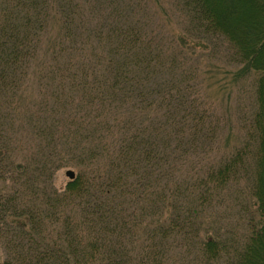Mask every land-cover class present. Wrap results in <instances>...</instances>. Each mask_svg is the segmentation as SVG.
Listing matches in <instances>:
<instances>
[{"label": "trees", "instance_id": "trees-1", "mask_svg": "<svg viewBox=\"0 0 264 264\" xmlns=\"http://www.w3.org/2000/svg\"><path fill=\"white\" fill-rule=\"evenodd\" d=\"M107 2L0 0V264H264V0H175L172 40ZM208 41L257 75L223 151Z\"/></svg>", "mask_w": 264, "mask_h": 264}, {"label": "rangeland", "instance_id": "rangeland-1", "mask_svg": "<svg viewBox=\"0 0 264 264\" xmlns=\"http://www.w3.org/2000/svg\"><path fill=\"white\" fill-rule=\"evenodd\" d=\"M75 1L83 7L82 9L85 11L84 18L86 20L89 18L94 23H98L103 16H107L108 9H111L107 0ZM115 1L117 2V0ZM97 3H99L98 6ZM121 3V5L128 4L127 6L130 8L133 7L134 16L137 20L144 23L149 22L152 26L151 28H157V30L160 27V30H162L160 32L161 35L166 39L170 38L172 40L176 37H185L188 39L190 36L188 34V22L182 16L175 0H122ZM57 30L58 26L56 25V28H53L50 32L51 35L54 36ZM208 42L198 47L200 53L204 56L201 59L202 67L206 68L208 74L205 83L206 88H208L207 98L214 103L217 114L223 119V137L221 138V150L223 151L224 148L228 149L241 140V127L247 122L253 107L254 100L251 85L254 83L253 81L257 75L256 73H251L248 78L241 79V82L236 80L234 75L237 73V68L227 64L221 55V49L218 51L219 54L217 53V48H220L218 47L219 43L216 41ZM202 49L208 51V53H205ZM30 84L32 85L31 81ZM40 87L43 88L44 86H41L38 80L35 87L30 88L34 96L38 93L37 90ZM70 169L74 170L73 168L62 169L56 183L58 187H65L69 181L66 176V171ZM3 259L4 255L0 249V261Z\"/></svg>", "mask_w": 264, "mask_h": 264}, {"label": "water", "instance_id": "water-1", "mask_svg": "<svg viewBox=\"0 0 264 264\" xmlns=\"http://www.w3.org/2000/svg\"><path fill=\"white\" fill-rule=\"evenodd\" d=\"M66 176L69 180H74L76 177V172L72 169L66 171Z\"/></svg>", "mask_w": 264, "mask_h": 264}]
</instances>
